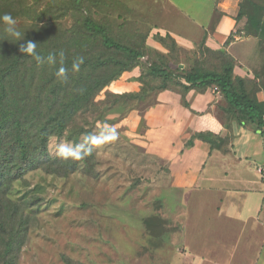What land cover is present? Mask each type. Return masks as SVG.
I'll return each mask as SVG.
<instances>
[{"label":"rangeland","instance_id":"rangeland-1","mask_svg":"<svg viewBox=\"0 0 264 264\" xmlns=\"http://www.w3.org/2000/svg\"><path fill=\"white\" fill-rule=\"evenodd\" d=\"M158 1L84 0L82 10H75L67 0H0V15L9 13L16 18L25 39L40 44L37 50L42 55L63 49L64 66L69 69L76 57H84L80 71H70L68 81L61 85L55 76L59 63L38 65L19 52L23 41H3L0 25V71L14 59H22L17 74L27 76L23 84L28 108L38 102L46 84L47 89L60 86L57 107H68L72 113L63 136L50 139L51 155L56 156V143L81 142L83 134L99 133L104 123L114 125L119 133L117 141L94 147L92 158L87 161V156L72 173L64 169L33 171L11 185L4 205L11 211V215L4 212L8 232L0 231V264H4L12 235L17 239L15 264L218 261L216 248L202 250L200 240L192 239V231L184 236L187 195L172 188L168 163L150 151L155 133L153 110L158 111L159 97L165 91L170 96H186L180 84L186 83L181 78L184 72L193 68L220 72L230 61L236 66L233 55L239 50L238 46L212 50L201 41L203 37L192 50H186L169 34L153 35L165 23L166 6ZM253 1L264 5V0ZM87 16L106 26L112 39L144 57L133 60L106 49L99 37L85 34ZM242 20L234 36H254L246 18ZM262 38L251 47L257 57L248 65L252 73L245 78L247 90L256 98L264 94V35ZM124 64L129 69L121 72ZM157 69L170 71L172 80L157 78L153 75ZM14 88L18 96L25 94L21 84L15 83ZM43 107L40 115L46 112ZM220 258L228 261L227 254Z\"/></svg>","mask_w":264,"mask_h":264},{"label":"crops","instance_id":"crops-1","mask_svg":"<svg viewBox=\"0 0 264 264\" xmlns=\"http://www.w3.org/2000/svg\"><path fill=\"white\" fill-rule=\"evenodd\" d=\"M242 1L159 0L166 6L165 23L153 35L169 34L186 50L201 37L215 51L238 46L234 73L248 78V65L257 57L251 47L261 39L234 36L244 20L238 21ZM216 89H192L185 100L162 93L158 111L153 110L150 151L168 163L172 188L186 192L185 238L192 231L202 250L216 248L219 259L228 255L227 262L218 259L216 264H264V177L258 172L264 167V130L238 113L229 114L228 103ZM257 99L264 103V94ZM200 133H211L224 143L213 147L193 138Z\"/></svg>","mask_w":264,"mask_h":264},{"label":"trees","instance_id":"trees-1","mask_svg":"<svg viewBox=\"0 0 264 264\" xmlns=\"http://www.w3.org/2000/svg\"><path fill=\"white\" fill-rule=\"evenodd\" d=\"M75 10H82L84 0H67ZM246 18L252 29L254 37L263 39L264 35V5L257 4L253 0H243L238 15V21ZM85 34L92 37H99L102 45L109 50L123 53L133 60L144 57L138 50L130 48L112 39L108 28L87 16L84 20ZM232 38V37H231ZM23 65L22 59H14L5 69L0 71V231L7 233V218L5 211H11L4 207L8 191L14 182L21 180L28 173L33 171H45L64 169L67 173L75 171L84 161L62 160L58 156H52L49 151L50 139L53 136L61 137L67 130L72 119V113L68 107L58 108L60 86L55 89L48 88L46 84L42 88L38 102L33 108H28V94L23 84L27 76L22 77L17 74ZM121 72L129 69V65L124 64ZM233 62L224 65L222 71H205L201 68H193L182 74V79L186 83H180L186 94L192 89L217 88L229 105V114H240L246 120L256 122L260 129L264 130V103L259 102L247 90L246 81L236 77ZM153 75L164 81L172 80L170 71L154 70ZM118 75L111 78L102 87L108 86ZM21 84L25 94H16L14 84ZM64 85L65 83H60ZM185 94V95H186ZM185 100L184 95L182 96ZM46 108V112L40 115L38 111ZM194 139H199L211 144L213 147L224 143L223 139L216 138L211 133L196 134ZM217 141V142H216ZM192 145V141L188 146ZM89 155L86 160L92 158ZM56 168V169H55ZM57 172V171H56ZM3 205V206H2ZM11 215V214H10ZM11 218L8 217V220ZM12 234L9 232V235ZM16 237L12 235L6 246L4 264L14 263V251Z\"/></svg>","mask_w":264,"mask_h":264},{"label":"clouds","instance_id":"clouds-1","mask_svg":"<svg viewBox=\"0 0 264 264\" xmlns=\"http://www.w3.org/2000/svg\"><path fill=\"white\" fill-rule=\"evenodd\" d=\"M0 25H2L3 41L11 38L13 43L23 41L19 45V52L25 56L31 57L38 65L56 66L55 76L61 83H66L69 79V72L77 73L84 63V57H76L71 69L65 67V51L63 49L58 52H49L46 56L42 55L38 49V43L25 39V32H22L17 26L18 21L11 14L5 13L0 15ZM119 133L114 125L104 123L97 134L85 133L82 135L81 142L73 143L71 141H61L55 144V155L62 160L81 161L91 155L94 147H100L117 141ZM54 140L55 137H52Z\"/></svg>","mask_w":264,"mask_h":264},{"label":"built area","instance_id":"built-area-1","mask_svg":"<svg viewBox=\"0 0 264 264\" xmlns=\"http://www.w3.org/2000/svg\"><path fill=\"white\" fill-rule=\"evenodd\" d=\"M217 90V89H216ZM218 91V90H217ZM259 174H261L264 177V167H261L258 169Z\"/></svg>","mask_w":264,"mask_h":264}]
</instances>
